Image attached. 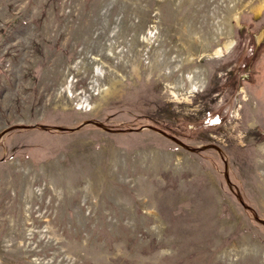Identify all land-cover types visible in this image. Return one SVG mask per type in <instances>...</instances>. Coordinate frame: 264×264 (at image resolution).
Returning <instances> with one entry per match:
<instances>
[{"label":"rangeland","instance_id":"374dc122","mask_svg":"<svg viewBox=\"0 0 264 264\" xmlns=\"http://www.w3.org/2000/svg\"><path fill=\"white\" fill-rule=\"evenodd\" d=\"M0 264H264V0H0Z\"/></svg>","mask_w":264,"mask_h":264},{"label":"bare ground","instance_id":"6f19581e","mask_svg":"<svg viewBox=\"0 0 264 264\" xmlns=\"http://www.w3.org/2000/svg\"><path fill=\"white\" fill-rule=\"evenodd\" d=\"M101 74V73H100ZM101 77V75H99ZM103 77V76H102ZM98 79V78H97ZM97 79L95 78L96 82H97ZM96 86H97V89H98V94L99 95H105L108 93V88H104L103 90L100 91V88L98 87V84L96 83ZM102 88V87H101ZM96 89V88H95ZM100 92V93H99Z\"/></svg>","mask_w":264,"mask_h":264}]
</instances>
